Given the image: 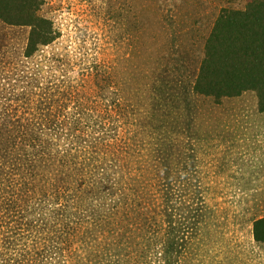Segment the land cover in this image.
Returning a JSON list of instances; mask_svg holds the SVG:
<instances>
[{
  "label": "rangeland",
  "instance_id": "1",
  "mask_svg": "<svg viewBox=\"0 0 264 264\" xmlns=\"http://www.w3.org/2000/svg\"><path fill=\"white\" fill-rule=\"evenodd\" d=\"M176 1L41 0L36 14L49 20L59 36L50 44L40 46L29 58L24 53L30 27L11 25L0 19V111L11 103L7 99L12 98L16 101L12 114L17 111L18 116L31 114L43 119L47 112L39 95L56 81L55 77L61 78L65 74L67 87L70 82L79 85L78 88L88 96L95 91L93 98H99V94L102 98L105 96L96 104L95 110L90 105L85 106L87 114L95 116L104 109L103 105L107 106L108 101L116 98L115 88L122 86L121 98L132 101V107L116 122L120 125L117 132L102 125L104 129L99 135L105 138L99 139L98 152L93 157L89 154L91 148L86 153L76 150L71 153L95 165L96 170L84 176L85 182L92 185L85 205L98 207L92 198L102 196L104 189L97 185L102 171L119 181L118 187L112 186L113 198L125 202L126 197L134 199L138 193L142 196L136 197L139 205L134 204L127 211L120 210L117 214L121 216L120 220L114 217L105 231L115 229L124 238L122 230L135 226L129 217L138 215L151 219L157 230L164 228L161 213L164 204H160V194L156 192L153 169L158 152L166 149L170 159L175 160L178 156V176L174 182L183 189L182 192L185 190L181 195L176 194L175 186L169 201L174 209H180V213L191 214L190 219L180 218L182 226L187 227L192 219L197 220L201 215L192 228L185 227L182 263L264 264V244L256 242L252 235L254 219L264 216V112H258L256 94L245 91L239 96L221 99L188 94L198 76L202 52L219 10L241 9L264 0ZM56 59H61L63 66ZM147 62L151 63L152 69L157 68L161 76L158 83L166 86L163 109L167 110L168 117L164 131L144 127V115L154 99L138 97L132 86L135 82H143L142 73L147 75L145 81L153 80ZM100 65L114 66L119 76L118 87L110 88L107 95L99 90L102 84L95 82L94 69ZM79 94L84 99V94ZM72 106L70 103L69 107ZM61 110L62 119L66 118L67 112H73L70 108ZM53 113L55 111L50 114ZM73 113L74 120H70L74 122L78 112ZM5 115H0V124L5 125L2 120ZM85 128L91 131L92 125ZM5 131H9L8 127ZM66 141L64 137L60 138L61 144ZM111 155L119 161L120 168L113 160L109 172L106 165L112 159ZM171 165L172 169L176 167ZM48 171L51 172L50 167ZM75 173L73 169L72 174ZM56 174L50 175L57 178ZM41 178L38 174L35 184L42 185ZM56 182L64 183V180ZM67 185H72V189L79 187L68 180ZM120 187L121 191L118 190ZM108 198L106 195L104 199ZM2 226L0 254L6 259L5 264H13L11 258L19 259L23 245L19 237H13L9 229ZM144 233L145 237L137 238L136 242L135 234H129L128 250L123 251L125 260L131 262L129 264L145 261L139 258L142 254L137 257L136 250L149 245L150 254H156L155 248L161 247L159 237L149 241L151 235ZM31 243L29 240L26 244ZM65 258L73 264L75 247L71 246ZM58 260L63 264L61 258Z\"/></svg>",
  "mask_w": 264,
  "mask_h": 264
},
{
  "label": "trees",
  "instance_id": "2",
  "mask_svg": "<svg viewBox=\"0 0 264 264\" xmlns=\"http://www.w3.org/2000/svg\"><path fill=\"white\" fill-rule=\"evenodd\" d=\"M40 2L41 0H0L2 21L15 26L30 27L24 53L27 58L38 52L40 46L50 44L59 36L49 20L36 14ZM57 63L61 65L62 60L58 59ZM147 67L152 71L153 80L145 81L147 75L142 73L143 82H135L132 86L138 97L143 95L144 99L151 97L154 99L144 115V127H150L154 131H164L166 116L168 117L167 110L163 109L166 86L158 83L157 80L161 76L157 73V68L154 66L152 69L150 62H147ZM94 71L96 84H102L99 88L101 93L107 95L111 92L110 88L118 87L119 76L117 77L114 66L100 65L96 66ZM54 80L56 81L39 95L47 112L43 119L31 114L18 116L17 111L12 114L15 109L12 106L16 102L12 98L7 99L11 103L5 106L3 112L0 111V115L6 114L2 118L5 125L0 124V223L2 222L0 226L5 225L13 237L17 236L21 239L23 245L21 252L18 253L19 259L11 258L13 264L52 262L59 264L57 260L60 258L63 264H69L65 255L71 250V246L75 247L77 258L73 264H129L130 261L125 260L123 256V251L128 250L129 247L126 243L131 240L129 234H135L133 239L136 242L137 238L145 237L144 232H149L151 235L149 241L150 238L159 237L161 247L159 250L155 248L156 254H150L149 245L136 250L137 257L142 254L139 258L145 260L141 261V264H183L185 231L187 228H192L201 215H198L197 220L192 219L187 227H183L180 218L190 219L191 214L182 211L180 213V209L179 211L174 209L169 201L175 186L176 194L185 193V190L182 192L183 189L174 182L177 181L178 176V156L175 160L170 159L168 150H160L153 169V176L156 177V192L160 194V204L162 206L164 204L161 212L164 217L162 231L157 230L151 219L145 215L129 217L130 223L135 224L136 227L131 225L128 229H123L124 238L121 233L114 231L115 229L105 231L106 225H110L109 222L114 217L120 220L121 216H117L120 210L127 211L134 207V204L139 205L136 197L140 199L142 196L138 193L134 195V199L126 197L128 199L125 202L123 199L113 198L112 186L118 187L119 181L102 171L97 181L100 189H104L102 196L97 195L92 198L98 207L85 205L89 198V187L92 185L85 182L84 176L87 172L96 170L95 165L92 161L86 163L85 159L71 153L72 150L86 153V150L91 148L89 154L93 157L98 152L99 139L105 138L99 135L104 129L102 125H107L109 131H116L120 127L116 122L130 110L132 101L122 100L123 88L120 86V89L115 88L117 92H112L117 95L116 98L108 101L107 106L103 105L104 109L94 116L93 113L87 114L85 106L90 105L95 110L96 104L105 97L104 95L102 98L98 93L99 98H93L97 91L92 96H88L78 88L79 85L70 82L67 87L68 78L65 74L61 78L55 77ZM245 91L256 94L258 112H264L263 1H257L241 9L219 10L202 52L198 76L188 94L210 95L221 99L239 96ZM79 93L84 94V99ZM65 96L66 99L63 98ZM70 103L73 104L72 107H69ZM60 108L61 111L70 108V111L78 112V117L73 122L70 118L74 120V113L67 112L66 118L62 119L59 114ZM53 111L55 114H50ZM88 125H92L91 131L85 130ZM7 127L9 131H5ZM63 137L67 140L66 144L60 143V138ZM111 156L112 159L106 165V170L109 172L112 171L113 160L115 166L120 168L119 161ZM170 163L176 167L172 169ZM49 167L51 172L48 171ZM73 169L76 171L75 174H72ZM37 173L42 175L41 180L44 181L42 185L35 184ZM51 173H57L58 179L51 177ZM60 179H63L64 183L56 182ZM67 180L72 184L75 182L79 187L74 186L72 189L70 187L72 185H67ZM50 190L52 194L49 193ZM118 190L121 191L122 187ZM106 195L109 196L107 200L104 199ZM141 209L144 210L143 207ZM81 212L84 214H79ZM15 222L17 225L14 226ZM252 235L256 242L264 244V216L254 219ZM29 240L32 243L27 245ZM71 254L73 255L72 251ZM5 262L6 259L0 254V264ZM132 263L139 264L137 261Z\"/></svg>",
  "mask_w": 264,
  "mask_h": 264
}]
</instances>
